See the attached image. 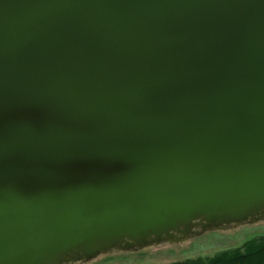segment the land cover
<instances>
[{
  "label": "water",
  "instance_id": "water-1",
  "mask_svg": "<svg viewBox=\"0 0 264 264\" xmlns=\"http://www.w3.org/2000/svg\"><path fill=\"white\" fill-rule=\"evenodd\" d=\"M263 218L264 0H0V264Z\"/></svg>",
  "mask_w": 264,
  "mask_h": 264
},
{
  "label": "rangeland",
  "instance_id": "rangeland-1",
  "mask_svg": "<svg viewBox=\"0 0 264 264\" xmlns=\"http://www.w3.org/2000/svg\"><path fill=\"white\" fill-rule=\"evenodd\" d=\"M179 241H163L126 251H113L96 259L75 264H170L177 261L214 256L224 250L242 246L245 241L264 235V218L245 224L202 231Z\"/></svg>",
  "mask_w": 264,
  "mask_h": 264
},
{
  "label": "trees",
  "instance_id": "trees-1",
  "mask_svg": "<svg viewBox=\"0 0 264 264\" xmlns=\"http://www.w3.org/2000/svg\"><path fill=\"white\" fill-rule=\"evenodd\" d=\"M170 264H264V235L249 239L235 249L214 256L193 258Z\"/></svg>",
  "mask_w": 264,
  "mask_h": 264
}]
</instances>
